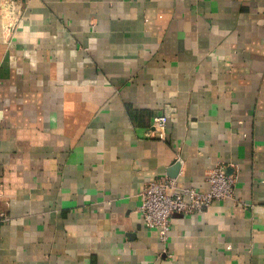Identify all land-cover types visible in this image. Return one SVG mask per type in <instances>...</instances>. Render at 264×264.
<instances>
[{
  "label": "crops",
  "instance_id": "crops-1",
  "mask_svg": "<svg viewBox=\"0 0 264 264\" xmlns=\"http://www.w3.org/2000/svg\"><path fill=\"white\" fill-rule=\"evenodd\" d=\"M219 163L161 242L146 183ZM0 212V264H264V0H0Z\"/></svg>",
  "mask_w": 264,
  "mask_h": 264
},
{
  "label": "built area",
  "instance_id": "built-area-1",
  "mask_svg": "<svg viewBox=\"0 0 264 264\" xmlns=\"http://www.w3.org/2000/svg\"><path fill=\"white\" fill-rule=\"evenodd\" d=\"M9 13L15 12V4ZM168 117L159 115L153 120V129L161 137L165 136ZM207 191L195 188H180L175 179L163 176L146 183L141 192L140 213L145 226L155 231L161 242L167 243L172 229V219L176 214L190 215L206 211L215 201L227 200L234 196L237 176L229 174L226 166L219 163L206 175ZM8 219L0 212V225Z\"/></svg>",
  "mask_w": 264,
  "mask_h": 264
},
{
  "label": "water",
  "instance_id": "water-1",
  "mask_svg": "<svg viewBox=\"0 0 264 264\" xmlns=\"http://www.w3.org/2000/svg\"><path fill=\"white\" fill-rule=\"evenodd\" d=\"M173 171H177V166L172 169ZM172 176H175V173H172Z\"/></svg>",
  "mask_w": 264,
  "mask_h": 264
}]
</instances>
